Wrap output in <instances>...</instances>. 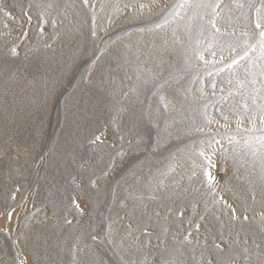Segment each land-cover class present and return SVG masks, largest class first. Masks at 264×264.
<instances>
[{
  "label": "rangeland",
  "instance_id": "374dc122",
  "mask_svg": "<svg viewBox=\"0 0 264 264\" xmlns=\"http://www.w3.org/2000/svg\"><path fill=\"white\" fill-rule=\"evenodd\" d=\"M133 2L0 0V80L29 77L20 90L0 84L15 102L0 106V264H163L173 257L217 264L213 241L221 259L231 253L244 264L247 248L248 264H259L260 160L244 147V135L233 133L239 144L228 142L220 112L240 106L236 79L245 78L248 58L226 67L236 56L228 51L233 38L217 37L208 48L214 30L205 23L201 35L199 20L155 28L177 0H156L143 15L125 8ZM239 2L252 30L261 0L252 8ZM225 5L240 15L231 0ZM224 24L217 21L222 30ZM40 75L48 78L38 95L33 82ZM35 100L36 111L21 116ZM230 121L234 130L235 117ZM217 133L221 144L215 155L208 151L215 162L209 170L217 199L231 204L240 222L213 204L201 175V142Z\"/></svg>",
  "mask_w": 264,
  "mask_h": 264
},
{
  "label": "snow or ice",
  "instance_id": "6c2138e0",
  "mask_svg": "<svg viewBox=\"0 0 264 264\" xmlns=\"http://www.w3.org/2000/svg\"><path fill=\"white\" fill-rule=\"evenodd\" d=\"M85 5L88 4V0H83ZM156 3V0H149L148 3L142 2V0H134L131 4H126L125 8L133 9L134 15H143L147 9L151 13L152 5ZM223 0H177V3L169 11L168 15L164 19L155 25L157 29H163L166 26L175 24L177 27L182 22H187V25H191L193 21L199 20L201 35L203 34L204 25L211 26L212 32V42L208 44V48H212L214 44H219L217 37H231L232 42L228 43V51L230 53H235L236 56L233 57L231 63L226 64V67L232 68L233 65H238L239 61L248 58L249 67L245 68L244 71L246 76L244 79L237 78V94L241 95V104L239 107L230 106L228 113L235 117L236 128L234 130L230 129V115L226 114L223 109H220L222 119L224 124L221 127L225 128L226 131L223 133L224 137H227L230 144L240 142L235 139L233 133L239 135L242 134L245 137L244 147L247 148L253 157H259L260 160V172L259 179L264 186V0H261V6L255 9L256 11V22L255 27L249 30L248 16L243 11L245 4L239 2V0H231V3L236 9L240 10V15L233 17L232 8L229 5H225L221 8ZM248 8L253 7L252 0H248ZM32 5L29 4V8ZM51 7V5H49ZM220 9V11H217ZM227 9V16H222V12ZM0 11L4 9L0 8ZM6 15L10 13L5 12ZM43 16V13H41ZM31 17H29V20ZM243 19L244 23L241 25L239 22ZM224 21V30L217 26V21ZM111 22V21H110ZM55 22H53L54 24ZM231 31H228V28ZM239 28V35H237V29ZM150 31L152 29H149ZM190 30V29H189ZM93 36H95V31H93ZM173 36L176 35V27L172 28ZM178 40V38H177ZM199 43V42H198ZM221 51H224V46L219 45ZM239 49V51H238ZM12 53H16V48L11 49ZM242 53V54H241ZM250 53H255V55H249ZM195 55L198 59L204 60L203 54L199 49L195 50ZM215 55V53H213ZM238 57V58H236ZM223 59V56L221 57ZM207 63V61H205ZM223 70V69H221ZM231 83V81H230ZM258 85V86H257ZM251 86V90L248 91V87ZM215 84H213V88ZM243 90V92H241ZM232 93L230 92L229 95ZM163 101V97L160 98ZM223 99V98H222ZM251 100L249 104L248 101ZM167 108V104L164 105ZM220 124V121H215ZM257 122L259 123V128H257ZM205 123L210 125L213 123V119L205 115ZM202 131L203 129H198ZM258 133V134H257ZM220 135L219 133L211 135L209 139L201 142V147L198 155L206 161V166L202 168L201 175L206 178L207 186L213 195V204H223L224 209H226V214H230V219L233 222H240L241 218L237 216V210L221 196L219 199L216 197V177L211 174V168L215 167V162L212 160L211 155H215L217 152L216 145H220L221 141L216 139L215 136ZM95 140H100V136H96ZM95 142V141H93ZM210 150L211 155L208 154ZM235 151V149H234ZM221 156L226 160L227 152L226 150L221 152ZM196 167L195 165L193 166ZM174 170V166H170L169 171ZM196 172L193 171L192 176H195ZM192 177H189L191 179ZM251 184V181H249ZM14 198V197H13ZM252 199L255 200V194H253ZM77 207H79L77 205ZM207 208V205H206ZM182 215V213H181ZM203 219V217H200ZM9 219H11V213H9ZM219 219V217H217ZM243 221H248V216H243ZM70 223V221H68ZM195 228L199 231L200 225L196 224ZM260 231L264 235V214L261 215L260 220ZM191 233H189V236ZM223 236V233H221ZM188 240V237H185ZM190 242V241H189ZM213 247L217 250V264H236L233 255L230 253L227 258L221 259L220 253L223 252L221 245L213 241ZM257 248L259 245L256 246ZM244 253V264H248V249H243ZM259 264H264V253H257ZM19 264H26V261H20ZM163 264H180L179 261L172 259L165 260ZM207 264H212L211 260L207 261Z\"/></svg>",
  "mask_w": 264,
  "mask_h": 264
},
{
  "label": "bare ground",
  "instance_id": "6f19581e",
  "mask_svg": "<svg viewBox=\"0 0 264 264\" xmlns=\"http://www.w3.org/2000/svg\"><path fill=\"white\" fill-rule=\"evenodd\" d=\"M243 21V20H242ZM128 49L126 48L125 49V52L128 54V51H127ZM133 52H135V53H141V54H144V55H146V56H148L149 55V53H147V52H136V51H134V50H132V51H130L129 53H130V55L133 53ZM145 56V57H146ZM144 58V57H143ZM54 64V63H53ZM54 67V66H53ZM52 67V68H53ZM144 69V68H143ZM55 70V69H54ZM13 70H11V72H12ZM14 72V71H13ZM9 73V72H8ZM7 73V74H8ZM26 76V77H25ZM39 77V79H36L34 82H33V85H34V83H35V86L37 87V92H38V95H39V93H40V88H41V85L43 84V82H46L47 80V76L46 75H40V76H38ZM28 75L26 74V75H22V74H16V73H9L8 74V76H7V78H5V79H2V80H0V84H2L3 85V87H8V88H13V90L15 89V88H17V90H20V88L22 87V85L23 84H26L28 81ZM33 80V79H32ZM31 80V81H32ZM30 81V80H29ZM5 84V85H4ZM45 84V83H44ZM43 84V85H44ZM29 87H31V86H29ZM45 87V86H44ZM35 88V87H34ZM44 89V88H43ZM10 91V90H9ZM12 92V91H11ZM33 95H36V94H33ZM12 97H13V95H11V93L9 92H7V91H4V92H2V93H0V99H1V102H0V106L1 105H5L4 103H9L10 102V104L12 103V104H14L15 102L13 101V99H12ZM28 97V96H27ZM23 98V97H22ZM21 98V99H22ZM15 99H17V98H15ZM2 102H3V104H2ZM48 102V101H47ZM44 103V102H43ZM9 104V105H10ZM46 104H48V105H51L50 104V102H48V103H46ZM40 105V101L38 100H35L34 101V103L32 104V106L30 107V108H28V109H26L25 111H24V113L23 114H20L21 116L23 115V117H26V116H30L31 115V113L32 112H34V111H36V109L38 108V106ZM7 106V105H6ZM15 106H16V104H15ZM10 107V106H9ZM6 108V107H5ZM2 109H4V108H2ZM6 110V109H5ZM4 110V111H5ZM7 111V110H6ZM15 113L16 112H11V114L10 115H8L9 117H11V118H15ZM18 113V112H17ZM16 113V114H17ZM7 116V117H8ZM20 118V117H19ZM18 119V118H17ZM21 119V118H20ZM23 119V118H22ZM35 124V123H34ZM259 189V188H258Z\"/></svg>",
  "mask_w": 264,
  "mask_h": 264
}]
</instances>
